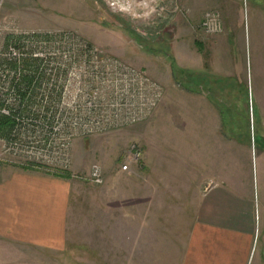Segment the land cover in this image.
Wrapping results in <instances>:
<instances>
[{
    "label": "crops",
    "instance_id": "obj_1",
    "mask_svg": "<svg viewBox=\"0 0 264 264\" xmlns=\"http://www.w3.org/2000/svg\"><path fill=\"white\" fill-rule=\"evenodd\" d=\"M43 2L31 11L28 0H10L2 48L15 33L72 29L52 0ZM166 3L178 11L170 33L153 46L166 48L170 63L164 74L138 67L165 93L150 119L148 189L136 179L126 185L134 168L109 172L102 185L116 182V189L101 194L117 204L90 208L100 210L101 220L89 221L92 212L86 213L81 238L69 177L0 164V264H264V0ZM206 12L218 15L220 34L199 30ZM237 58L243 65L235 64ZM174 101L180 125L168 126L173 116L167 106ZM240 101L248 105L239 107ZM169 145L180 150L175 177L182 184L174 194L161 188L156 171L179 164L163 156ZM169 176L166 171V181ZM173 197L186 202L172 205ZM109 214L116 220H107Z\"/></svg>",
    "mask_w": 264,
    "mask_h": 264
},
{
    "label": "built area",
    "instance_id": "obj_2",
    "mask_svg": "<svg viewBox=\"0 0 264 264\" xmlns=\"http://www.w3.org/2000/svg\"><path fill=\"white\" fill-rule=\"evenodd\" d=\"M100 1L113 14L146 22L171 24L178 11L163 0ZM199 30L206 36L220 34L218 15L206 12ZM12 36L5 51H0V116L14 119L8 136L0 137L2 165L47 175L69 174L74 140L143 122L162 99V88L142 72L108 57L75 33L42 34L37 36L36 43H41L37 47L27 34ZM56 45L60 48L54 49ZM24 63L34 64L32 73ZM27 74L30 83L23 84L21 77ZM140 154L132 147L128 157L137 160ZM120 170L126 172L127 165ZM87 181L102 185L98 166L90 168Z\"/></svg>",
    "mask_w": 264,
    "mask_h": 264
},
{
    "label": "rangeland",
    "instance_id": "obj_3",
    "mask_svg": "<svg viewBox=\"0 0 264 264\" xmlns=\"http://www.w3.org/2000/svg\"><path fill=\"white\" fill-rule=\"evenodd\" d=\"M44 0H37L35 1L37 6L32 5V0H28L31 4L29 10H38L41 8V5L44 3ZM52 0L53 6L52 9L56 10L60 13V15L69 20L67 23L68 27L72 29L66 30H57V31H46L43 33L37 31H23L24 34L29 35L35 41V47L37 44L40 45L39 38L42 34L45 36L49 35H65L68 33H75L77 36L81 37L85 41L89 42L90 44L100 48L104 51L108 57H112L115 59L121 60L124 64L133 67L134 69L142 72L146 77L149 78L150 82H153L157 85L160 83L151 79L149 74L144 73L141 69H139V64L144 68L146 72H148L149 68H157L159 72L164 74L165 65L170 63V61H166V48L162 46V48H156L153 45L159 43L160 40L165 38L164 33H166L171 24L167 21H139L137 19H133L131 17L123 16V15H116L111 13L104 5L103 2L100 0ZM164 5H167L166 0H163ZM10 0H0V46L1 44H5V39L8 37L6 36V30H4L2 24L4 21L9 20L7 17L8 13V5ZM49 3V2H48ZM43 6V5H42ZM170 6V5H167ZM91 14V16H90ZM77 23V28L76 27ZM86 25V28H84ZM74 26L76 28H74ZM82 28V30H81ZM87 31L88 37H83L81 34L84 33L85 30ZM14 32V31H13ZM68 32V33H67ZM81 32V33H80ZM169 32V31H168ZM170 33V32H169ZM85 34V33H84ZM217 35V34H216ZM13 39V36L10 35ZM209 37V36H207ZM8 38V43H11L12 39ZM39 39V40H38ZM32 40V41H33ZM28 42L27 48L29 49L32 44ZM45 44V43H44ZM51 47V46H50ZM60 48L59 46H55L54 49ZM2 51H5V47L1 46ZM1 51V50H0ZM236 61L235 64L239 63V65H243L242 59ZM250 55H248V62H247V73L250 79ZM167 62V63H166ZM169 66V65H168ZM167 66V67H168ZM170 68V66H169ZM1 69H4L3 67ZM8 69V67H7ZM5 69V70H7ZM168 75V72H166ZM174 76V75H173ZM163 77V76H162ZM252 80L254 77L252 75ZM162 88L163 96L159 104L153 107V112L151 113L150 117L143 122L127 125L125 127L120 128L119 130H114L107 132L105 134H96L91 137L87 138H78L73 141L70 153V181L72 185V208L77 212V225H78V236L83 238V224L84 220L86 219V213L89 212V217H93V219H89V221L101 220L100 219V210H93L90 211V208L99 207L102 204L116 206V198L113 200H108L106 196L101 194V192L106 189L110 188V186L106 187L103 185H95L91 184L87 181V174L90 171V168L94 165L98 166L101 169L103 175V182L104 177H108L107 175L109 172H121L120 168L123 165H127L128 170L125 172L129 174L130 169H136V176L127 175V180H130L126 185L131 186L133 183L132 179H136L135 182L137 185L146 186L148 189V181L150 171L149 168L145 164H147V158L149 154L148 150V141L150 139V119L154 116L157 109L160 107L163 98H164V87L163 85H159ZM176 90L179 92V86L175 83ZM245 92L243 88H240L238 91L239 96H243L242 94ZM244 99H246L244 97ZM246 102V103H245ZM248 105L247 101H240L239 107H242L243 104ZM250 105V102H249ZM167 111L170 115H172V122L170 117H168L167 124L168 126L171 125H180V118L178 117V110L180 109L179 101H174L170 105L167 106ZM242 110V109H241ZM241 126H244L243 119H239ZM154 125V124H153ZM239 127V125H237ZM136 148L140 151V157L137 160H133L132 157H128L131 148ZM166 154V151L163 150V156H167L170 162H180V150L179 146H175L174 148L171 147ZM143 154H144V165H143ZM144 166V168H143ZM143 168V169H142ZM180 163L176 165H169L168 167L159 166L157 167V174L160 176L158 181L162 184L161 188L164 189L165 187L167 190H171L173 194L176 192L177 186H179L180 181L175 176L179 174L180 170ZM184 169V168H182ZM181 169V170H182ZM167 171V181L165 180V172ZM119 172V173H120ZM123 173V172H122ZM178 180V181H175ZM112 185L109 190L116 189V182H112ZM134 183V185H135ZM103 184V183H102ZM167 184V186H166ZM103 186V188H102ZM171 186H173L171 188ZM176 187V188H175ZM179 188V187H178ZM170 191V193H171ZM105 200H104V198ZM172 205H182L183 202L185 204L186 199H180V197H173L171 198ZM191 200V199H188ZM113 201V202H112ZM133 204V201H126L125 204ZM166 204H170L169 199L166 201ZM95 212H99L98 215H95ZM105 220V219H103ZM109 221H115L116 217L114 214H109L108 219ZM105 220V221H107ZM82 228V229H80ZM78 264H101L100 262H88L85 263L84 261H78ZM104 264H117L116 262H109Z\"/></svg>",
    "mask_w": 264,
    "mask_h": 264
},
{
    "label": "trees",
    "instance_id": "obj_4",
    "mask_svg": "<svg viewBox=\"0 0 264 264\" xmlns=\"http://www.w3.org/2000/svg\"><path fill=\"white\" fill-rule=\"evenodd\" d=\"M33 65L34 64L28 65L27 63H24L23 67L24 68H28L27 71L32 73V70L34 69ZM14 68H15V64H14V67H13V65L11 66V69H14ZM21 78H23L22 79L23 80L22 81L23 84H26V83L28 84V83H30L28 81L31 79V75L27 74V75L22 76ZM13 126H14V119L13 118L0 116V137L1 138H6L8 136V134L10 133V131L12 130ZM62 176L63 177H67V178L69 177L68 174H65V175H62Z\"/></svg>",
    "mask_w": 264,
    "mask_h": 264
}]
</instances>
